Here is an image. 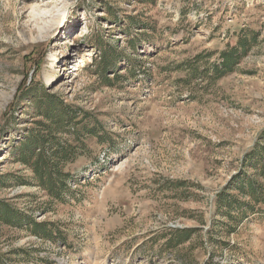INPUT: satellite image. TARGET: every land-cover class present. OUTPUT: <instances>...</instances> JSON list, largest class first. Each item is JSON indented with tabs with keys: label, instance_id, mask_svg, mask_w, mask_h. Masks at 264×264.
I'll use <instances>...</instances> for the list:
<instances>
[{
	"label": "rangeland",
	"instance_id": "obj_1",
	"mask_svg": "<svg viewBox=\"0 0 264 264\" xmlns=\"http://www.w3.org/2000/svg\"><path fill=\"white\" fill-rule=\"evenodd\" d=\"M244 36L233 71L191 73ZM44 90L104 139L65 165V203L10 152L44 121ZM256 143L264 0H0V199L43 225L0 222V263L264 264V205L229 234L215 221L232 177L264 183L243 165Z\"/></svg>",
	"mask_w": 264,
	"mask_h": 264
},
{
	"label": "trees",
	"instance_id": "obj_2",
	"mask_svg": "<svg viewBox=\"0 0 264 264\" xmlns=\"http://www.w3.org/2000/svg\"><path fill=\"white\" fill-rule=\"evenodd\" d=\"M251 42L247 36L238 38L235 45L217 51V60L208 66H198L199 60L196 57L191 73L197 75L202 71L200 73L202 76H211L212 79L228 74L248 52ZM214 53L215 51L208 52L205 58L208 59ZM42 95L44 99L31 95L32 109H34L31 112L43 116L44 121H34L36 126L30 129L24 139L14 143L10 152L15 156L16 161L31 170L38 187L46 191L51 198L65 203L66 195L70 194L68 183L73 177L68 171H64L65 165L72 162L75 157L86 154L84 136L95 135L100 138L99 142H103L104 139L96 131L98 126L85 128L82 123L83 117L86 116L84 113L79 115L77 111L68 107L62 100L55 99L45 90ZM95 122L99 123L97 119ZM247 164L250 168L258 170V175L264 180V144L256 143L245 154L243 165L246 167ZM241 174L232 177L224 190L217 194V210L228 220L226 224L217 219L215 221L222 224V229L228 234L236 230V225L240 221L258 211V206L264 205V183L253 181L244 172ZM181 184L180 182L177 186ZM230 192H238V194ZM0 222L12 227H21L31 222V226L26 225V227H31L34 234L40 235L43 232L41 223L14 209L3 199H0ZM182 234L177 239L178 244L189 240L191 231Z\"/></svg>",
	"mask_w": 264,
	"mask_h": 264
},
{
	"label": "bare ground",
	"instance_id": "obj_3",
	"mask_svg": "<svg viewBox=\"0 0 264 264\" xmlns=\"http://www.w3.org/2000/svg\"><path fill=\"white\" fill-rule=\"evenodd\" d=\"M62 19H63V18H62V17H60V20H59V21H62ZM40 29H41V28H40Z\"/></svg>",
	"mask_w": 264,
	"mask_h": 264
}]
</instances>
